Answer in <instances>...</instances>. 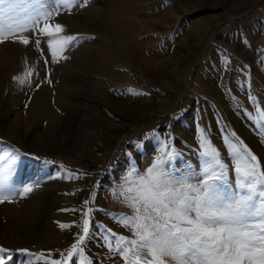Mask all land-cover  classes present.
Returning a JSON list of instances; mask_svg holds the SVG:
<instances>
[{
  "label": "rangeland",
  "instance_id": "374dc122",
  "mask_svg": "<svg viewBox=\"0 0 264 264\" xmlns=\"http://www.w3.org/2000/svg\"><path fill=\"white\" fill-rule=\"evenodd\" d=\"M52 2L5 0L0 17L15 21L25 15L22 9L35 13L41 4ZM113 11L128 21H115ZM161 12L170 18L160 21ZM48 23L53 28L58 23L62 35L78 38L61 54L66 59L52 61L45 36L29 33L28 46L0 43V155L13 148L29 154L4 173L6 185L15 192L39 185L23 197L14 194L10 202L0 203V211L11 203L32 218L41 215L30 230L19 224L11 228L6 236L16 238L15 245L3 242L0 225V247L10 250L9 264H44L40 256L60 258L83 234L82 212L88 208L95 223L131 236L112 219L131 215L113 190L133 161L140 171L151 165L160 141L171 138L195 169L198 129L203 128L231 165L223 134L234 131L247 144L238 129L244 125L260 143V149L247 145L264 170V143L245 115L254 111L249 93L264 108V0H75L71 11L62 10ZM36 39L41 40L39 49ZM225 55L231 58L228 71L222 63ZM151 62L163 73L162 80L155 78ZM244 65L250 87L241 71ZM29 68L34 72L30 85L13 80ZM42 82L55 92L48 105L56 116L42 111ZM44 159L53 163L46 165ZM72 173L81 178H64ZM49 225L57 229L58 240L43 237ZM102 234L103 229L92 226L85 255L93 264H124L103 246ZM69 264H79V258Z\"/></svg>",
  "mask_w": 264,
  "mask_h": 264
},
{
  "label": "snow or ice",
  "instance_id": "6c2138e0",
  "mask_svg": "<svg viewBox=\"0 0 264 264\" xmlns=\"http://www.w3.org/2000/svg\"><path fill=\"white\" fill-rule=\"evenodd\" d=\"M3 3L5 0H0V4ZM74 4L75 0H53L51 4H41L35 13L22 9L25 15L15 21L0 17V43L12 41L28 46L29 33L45 36L52 61L66 59L61 54L78 38L62 35V25L57 23L53 28L48 22L62 10L71 11ZM57 36L59 39L55 38ZM35 44L39 49L41 40L36 39ZM222 63L228 71L231 58L225 55ZM247 68L248 65H244L241 71L245 85L250 87ZM33 75L29 68L23 77H13V80L21 86L30 85ZM229 95L236 99L230 90ZM248 100L254 111L246 110L245 115L264 143V108L250 93ZM198 133L199 159L195 169L182 158L171 138L159 142L158 155L145 170L140 171L134 161L130 163L113 195L131 209V215L120 214L112 219L131 236L95 223L90 216L93 209L88 208L82 212L83 234L77 236L66 253H60V258L56 259L43 256L38 259H44V264H69L78 257L79 264H93L85 255V244L92 236L94 225L96 229H103V246L119 255L124 264H264V170L256 155L234 131L223 134L224 149L231 165L224 161L222 152L205 129L199 128ZM26 155L29 154L15 148L0 155V203L10 202L14 194L23 197L39 186L27 185L15 192L6 185L4 173ZM42 162L53 163L48 159ZM64 178L80 179L81 176L72 173ZM194 180L197 182L193 183ZM84 203L87 205L89 201ZM19 251L27 253V250ZM10 260V250L0 247V264H9Z\"/></svg>",
  "mask_w": 264,
  "mask_h": 264
},
{
  "label": "bare ground",
  "instance_id": "6f19581e",
  "mask_svg": "<svg viewBox=\"0 0 264 264\" xmlns=\"http://www.w3.org/2000/svg\"><path fill=\"white\" fill-rule=\"evenodd\" d=\"M119 2V1H118ZM117 3V2H116ZM121 3V1H120ZM113 4V3H112ZM157 8V7H156ZM121 11V10H119ZM119 11H113V13H116V19H114L115 21H120L121 23V20H122V17H123V21L127 20L124 17L125 15L123 14H119ZM97 12V11H95ZM124 12V11H123ZM95 14H98L99 16H101V12H97ZM112 14V13H111ZM125 14H126V10H125ZM159 20L160 21H167L168 18L170 17H167L169 16L170 14L168 12H161L159 13ZM115 16V15H114ZM130 16V14H129ZM75 18V16H73ZM82 17V16H81ZM73 18V19H74ZM86 18V17H85ZM113 18V17H112ZM76 19V18H75ZM109 21V20H108ZM128 21V20H127ZM141 21V20H140ZM73 22H77V19ZM142 22V21H141ZM117 23V22H116ZM124 23V22H123ZM114 24V23H113ZM129 24V23H128ZM116 25H119V24H116ZM122 25V24H121ZM130 26V25H129ZM120 44V43H119ZM123 46V45H121ZM5 50V49H4ZM125 54V52H124ZM4 57L3 59L5 58V61L7 62L8 58H7V55L6 53H3ZM126 56H135V57H138V58H141L139 57L138 54H132V53H126ZM155 63V62H154ZM5 65V64H4ZM155 64H153L152 62L150 63V67L154 72H155V78L158 79V80H162V77H163V73L159 72V69H155L153 66ZM157 67V66H156ZM4 71V70H3ZM2 76V74H1ZM0 76V77H1ZM164 80V79H163ZM162 82V81H161ZM164 83V81H163ZM1 85H3L2 81L0 80V87ZM13 85V84H12ZM38 93H39V98H41V107H43L42 111L48 115H55V113L52 112V110L50 109V102L52 100V98H55L56 95H55V92L53 93L52 89H51V85L48 83V82H42L39 84V87H38ZM52 105H54V103L52 102ZM35 108V107H34ZM31 109V108H30ZM41 109V108H40ZM135 109V108H134ZM33 110V109H32ZM36 111V110H35ZM39 112V111H38ZM37 112V113H38ZM42 113V112H41ZM43 113V114H44ZM37 115V114H36ZM51 118V117H50ZM53 118V117H52ZM240 133L242 134V136L246 139L247 141V144L252 147L253 149H256V148H259L260 147V143L258 141V139L256 137L252 138L251 135H250V130L248 128H246L244 125L241 127L239 126L238 127ZM260 149V148H259ZM258 150V149H257ZM262 150V149H261ZM260 151V150H258ZM55 205V204H54ZM38 207V206H36ZM40 208V207H39ZM36 210V209H35ZM40 210V209H38ZM45 212V211H44ZM0 215L1 217H3V221L0 220V225H2V229H3V233H2V238H3V242L5 244H10V245H15L16 244V238L14 239H10L8 240L6 236L7 234H9L11 232V228L12 227H17L19 225H21L22 227H27L26 229L27 230H30L31 228L35 227L36 225H38L39 223L37 222L38 220H36L37 218L39 219L40 221V216L39 217H34L32 218V215L31 217L29 216V214L27 213V211L23 208V210H15L13 205L11 203H4L1 207V211H0ZM37 215V214H36ZM28 225L26 221H28ZM32 220V221H31ZM38 223V224H37ZM19 224V225H18ZM31 227V228H30ZM57 229L53 226V225H49L46 229V231H44V234H43V237H45V239L47 240H53V241H56L58 240V234H57ZM6 236V237H5ZM12 238V237H11Z\"/></svg>",
  "mask_w": 264,
  "mask_h": 264
}]
</instances>
